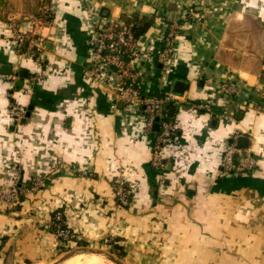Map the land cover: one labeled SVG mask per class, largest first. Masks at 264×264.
Segmentation results:
<instances>
[{"label":"crops","instance_id":"obj_1","mask_svg":"<svg viewBox=\"0 0 264 264\" xmlns=\"http://www.w3.org/2000/svg\"><path fill=\"white\" fill-rule=\"evenodd\" d=\"M40 3L0 0V264H53L79 246L117 250L124 264H264V0H58L43 33L60 73L26 94L30 60L9 26L27 30ZM90 8L107 19L146 16L157 41L179 29L171 70L155 63L143 77L147 93L185 86L168 112L179 117L181 147L164 170L152 166L159 128L146 132L140 114L112 110L113 95L88 77ZM12 100L32 106L18 123ZM207 100L210 110L192 106ZM241 136L254 167L223 173L225 145ZM120 166L135 185L126 206L113 186ZM36 177L41 187L9 198L16 181ZM57 209L77 239L61 244L45 227Z\"/></svg>","mask_w":264,"mask_h":264},{"label":"built area","instance_id":"obj_2","mask_svg":"<svg viewBox=\"0 0 264 264\" xmlns=\"http://www.w3.org/2000/svg\"><path fill=\"white\" fill-rule=\"evenodd\" d=\"M57 2L58 0H51V5H44L45 9L54 13L51 24L33 18L27 30L16 23L9 26L14 50L18 55L30 60L31 71L23 86L26 94L30 93L37 83H45L48 78L60 73L49 56L46 35L43 33V30L56 23ZM90 9L87 50L92 66L87 72L88 77L91 82L101 85L113 95L112 110L124 114L133 112L140 114L146 132L152 131L155 124H158L159 132L153 148L152 166L157 171L164 170L167 157L181 147L177 135L179 117L174 120L168 112L169 107L178 104L182 97L172 91L147 93L143 77L155 63H161L165 72L171 70L176 54V43L180 37L179 29L171 26L160 35L158 41L148 33L136 37L131 25L124 19H107L102 15L101 9ZM56 38L59 39L60 36ZM7 79L11 88H15V83L19 79L17 69L7 75ZM225 89L228 93L235 92L233 84L225 86ZM9 96L13 99L12 94ZM192 106L210 110L211 101H198ZM26 112L25 105L15 100L10 102L8 115L14 122L22 121ZM254 164L255 160L248 149H241L234 140L226 143L221 160L223 173L241 174L253 168ZM43 184L42 177H36L28 185L16 181L9 192V198L18 199L21 194L37 190ZM113 186L119 204L129 205L135 192V185L125 174L123 166L118 168ZM45 227L53 228L61 244L77 239V234L69 227L60 209L54 211Z\"/></svg>","mask_w":264,"mask_h":264},{"label":"water","instance_id":"obj_3","mask_svg":"<svg viewBox=\"0 0 264 264\" xmlns=\"http://www.w3.org/2000/svg\"><path fill=\"white\" fill-rule=\"evenodd\" d=\"M26 77V71L23 70L21 73V79L20 83L22 84V78ZM185 90V86L182 82H177L174 88V91L178 94H182ZM32 106H29L28 111L26 112V116L28 117L30 115V110ZM175 107L170 108V115L173 116V113L175 111ZM154 128L157 130L158 129V124H155ZM248 138L246 136H241L238 140V146L239 147H248L249 142ZM81 253H92V254H98L101 256H106L109 258L111 261H113L116 264H124L123 261L113 255L111 252L102 249V248H96V247H91V246H79L77 248H74L70 250L69 252L65 253L63 256H61L58 260H56L53 264H62L64 261L68 260L69 258L81 254Z\"/></svg>","mask_w":264,"mask_h":264},{"label":"trees","instance_id":"obj_4","mask_svg":"<svg viewBox=\"0 0 264 264\" xmlns=\"http://www.w3.org/2000/svg\"><path fill=\"white\" fill-rule=\"evenodd\" d=\"M47 4L45 2H41L39 6V10L37 14L34 16L35 19L40 20L43 23L51 24L54 18V13L50 12L48 9L44 8V5ZM125 22L127 24L131 25L132 32L136 37L143 36L144 34L148 33L151 26L153 25V20L146 17V16H140L139 14H133L130 17L124 18ZM247 171V170H246ZM53 231V228H51ZM117 245L115 244V248L117 249ZM113 252H116L115 250H112ZM118 255L121 256L122 253L118 252Z\"/></svg>","mask_w":264,"mask_h":264},{"label":"bare ground","instance_id":"obj_5","mask_svg":"<svg viewBox=\"0 0 264 264\" xmlns=\"http://www.w3.org/2000/svg\"><path fill=\"white\" fill-rule=\"evenodd\" d=\"M78 256H80V257H78ZM76 257H78V258L76 259ZM73 258H74V260L72 261V264H100L103 262L101 256L98 254L88 255L85 253H81V254L73 256ZM71 259H72V257H71ZM66 261L63 264H68L69 259H68L67 263H66Z\"/></svg>","mask_w":264,"mask_h":264},{"label":"rangeland","instance_id":"obj_6","mask_svg":"<svg viewBox=\"0 0 264 264\" xmlns=\"http://www.w3.org/2000/svg\"><path fill=\"white\" fill-rule=\"evenodd\" d=\"M40 2H45V3H47V4H50V2H51V0H40ZM51 5V4H50ZM96 248H102V249H105V248H103L102 246H96ZM106 250V249H105ZM107 251H109V252H111L110 250H108L107 249ZM113 255H115L116 257H118V258H120V256L119 255H117L116 253H113V252H111ZM85 254H88V255H93L92 253H85ZM101 256V255H100ZM78 257H80V256H78ZM78 257H76V259L78 258ZM101 258H102V260H103V262L102 263H100V264H116V263H114L113 261H111L109 258H107L106 256H101ZM121 259V258H120ZM74 260V258H72V259H70L69 261H68V264H72V261ZM35 264H46V263H44V262H39V263H35Z\"/></svg>","mask_w":264,"mask_h":264}]
</instances>
